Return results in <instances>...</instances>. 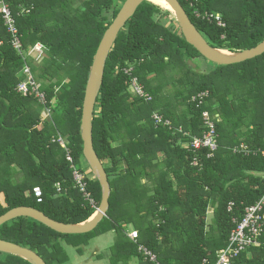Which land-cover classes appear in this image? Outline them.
Returning <instances> with one entry per match:
<instances>
[{
  "label": "trees",
  "instance_id": "trees-1",
  "mask_svg": "<svg viewBox=\"0 0 264 264\" xmlns=\"http://www.w3.org/2000/svg\"><path fill=\"white\" fill-rule=\"evenodd\" d=\"M119 1L85 0L79 9L71 7L72 0H5L24 54L40 44L45 59L38 68L18 55L0 14V216L31 207L56 222L78 225L95 213L74 188L66 152L83 171L78 164L85 162L79 130L84 90ZM178 2L215 49L236 53L264 39V0ZM104 12H111V21ZM161 13L157 5L142 3L118 34L105 64L92 140L111 189L106 216L93 231L80 235L59 234L21 217L0 227V240L35 252L46 264H64V244L82 255L89 241L114 231L109 264H147L139 246L159 264H214L218 251L227 246L232 220H240L245 208L264 195V54L202 74L188 64L202 57L175 33L176 26L157 19ZM217 13L223 28L214 18L202 19ZM25 64L44 102L16 92ZM129 66L132 73L127 76L123 69ZM132 78L150 95V102L129 91ZM165 85L173 88L169 95L174 103L165 100ZM200 92L208 97L198 106L190 99ZM44 110L50 112L49 120H42ZM205 111L214 118L217 136L211 158L207 149L189 147L193 137L207 131ZM154 112L169 120L170 127L156 124ZM58 138L66 139V150ZM90 177L87 192L98 207L100 186ZM33 188L41 189V203ZM127 226L135 230V242L127 237ZM260 242L232 264H264V235ZM0 264L30 263L0 254Z\"/></svg>",
  "mask_w": 264,
  "mask_h": 264
},
{
  "label": "water",
  "instance_id": "water-1",
  "mask_svg": "<svg viewBox=\"0 0 264 264\" xmlns=\"http://www.w3.org/2000/svg\"><path fill=\"white\" fill-rule=\"evenodd\" d=\"M164 1L173 11L177 26L186 43L193 47L208 63L214 66H229L243 63L264 54V39L254 48L236 52L235 54H229L224 50L213 48L191 23L178 0ZM144 2L150 3V0H124L121 4L117 15L104 32L97 47L84 90L79 130L82 141V157L101 190V198L97 210L84 223L67 225L46 217L34 208L17 207L0 216V227L9 221L23 217L33 219L59 234L80 235L93 231L106 216L111 189L107 174L93 147L92 119L99 90L103 83L105 64L109 53L120 31L135 14L137 8ZM188 64L195 68V64L191 61H188ZM0 254L20 257L30 264H46L35 252L2 240H0Z\"/></svg>",
  "mask_w": 264,
  "mask_h": 264
},
{
  "label": "built area",
  "instance_id": "built-area-1",
  "mask_svg": "<svg viewBox=\"0 0 264 264\" xmlns=\"http://www.w3.org/2000/svg\"><path fill=\"white\" fill-rule=\"evenodd\" d=\"M23 12V11H22ZM25 12V10H24ZM0 14L4 20V24L8 27V33L11 35V47L17 52L18 55H23V46L20 39L17 36V30L13 27L14 20L12 14L5 0H0ZM197 18L202 17L200 14H195ZM214 18L218 27L223 28L225 25L220 20V16L216 14H205L202 19L211 21ZM40 44H36L28 50L25 57L30 58L31 53H36L40 55L43 51V47ZM33 60V59H31ZM35 61V60H33ZM21 73L24 76V80L18 83L15 90L18 94L26 97L28 95H34L39 99L40 102H44V94L40 91V85L37 83L36 79L31 73L30 67L25 64L22 68ZM123 73L127 76H130L132 73V66L123 69ZM129 91L135 95L137 98L142 99L144 102L148 103L151 101L150 95H148L140 84L137 82L136 78H132L129 84ZM208 97L207 92H200L196 95H193L190 99L192 103H197L198 106L203 102L205 98ZM152 118L156 124L163 125L165 127H170L169 120L163 119L159 114L153 113ZM216 118V117H215ZM203 125L206 127L205 131L200 137H193L189 142V147L193 150L198 149H207L209 154L207 157H213L214 153L217 151V136L215 133V122L214 118L207 111L202 113ZM179 132H181L179 130ZM186 136V133H183ZM57 143L66 150V143L62 138L57 139ZM242 148H244L242 146ZM236 149H234V152ZM66 161L70 164V169L72 170V180L74 183V188L78 190L80 194L84 197V200L91 206L96 207L94 200L91 198L90 194L87 192V182L86 178L88 174L80 169H77L73 164L72 157L70 152H66ZM264 156V151L261 152ZM194 165L196 163H193ZM88 180L93 178L89 176ZM56 193H61V187L59 184L55 186ZM33 196L36 199L37 203L42 202V191L40 188H33ZM233 204L228 205V211H231ZM232 223L234 225L232 231L230 232L227 246L218 251L217 260L214 264H232L233 260L236 259L242 252L252 248L259 247L261 242L260 238L264 235V195L261 196L253 205L247 206L244 210V214L240 220L233 219ZM132 233H127V237L130 240L135 242V235ZM135 234V233H134ZM138 253L143 256V261L147 264H159L157 262L156 256L148 251L143 246L138 247ZM203 264H207V261L204 260Z\"/></svg>",
  "mask_w": 264,
  "mask_h": 264
},
{
  "label": "rangeland",
  "instance_id": "rangeland-1",
  "mask_svg": "<svg viewBox=\"0 0 264 264\" xmlns=\"http://www.w3.org/2000/svg\"><path fill=\"white\" fill-rule=\"evenodd\" d=\"M84 2H85V0H72L71 7H73V8H76L77 7L79 9H81L80 6ZM123 2H124V0H120L119 3H118V6H121V4ZM216 15L220 16L218 13ZM104 16L107 17V20L108 21H111L112 20L111 12H108V13L107 12H104ZM157 19L158 20L161 19L162 23L165 26H167V27L168 26H171V25L176 26L177 28H176L175 33L176 34H180V30H179V28L177 26V23H176V20L174 18V15H172V14L168 15V14L165 13V10L162 9V13L157 16ZM225 51L227 53H229V54H235V53L229 52L227 50H225ZM30 58L33 59V60H35L34 61V64L37 65V67L39 68V66L41 65L42 61L45 59V53H44V51H42V53L40 55H38L36 53H31ZM191 62L193 63V61H191ZM193 64H195V68L194 69H196L198 67L199 68V71H201L202 74L210 72V70L215 67L214 65H211L210 63H208L207 61H205L202 58H198L195 61V63H193ZM172 90H173V88L171 86L165 85L164 86V89H163V94H164L165 100H169V101H171V102L174 103V101L172 100L173 98H171V96L169 95V93ZM49 113L50 112L48 110H46V111L44 110V112L42 111V114H41L42 120H49L50 119L49 118V115H50ZM39 128H41V127H39ZM63 141H66V139L64 138ZM78 166L84 172H86L87 174H90V176L91 175L93 176V174L90 172V170L87 167V165H86L85 162H81L80 161V163L78 164ZM14 171L17 172V170H14ZM0 199H1V196H0ZM210 218H211V214H209V216H208V222L210 221ZM127 227H126V229H127ZM128 230L131 231V232H128V233H132L131 236L132 235H135L134 234L135 233V230L134 229H132L131 227H128ZM106 237L107 236L104 235V236H101L99 239L96 238V239L92 240L91 242L89 241L90 243L87 245V247L84 248V250H85L84 253L86 254L85 257L91 259L92 256L94 255V252H97L95 250V247H96V249H98L97 248V246H98L99 247V250L101 251L100 253H102V255H104V256L107 255L106 262L109 263V256L107 254V248L108 247H104V242L102 240H100V239L106 238ZM65 251H66V254H67V257H68V261H66L64 264H73L75 262V258H76L77 252H75V250L72 247H65ZM98 253H99V251H98Z\"/></svg>",
  "mask_w": 264,
  "mask_h": 264
},
{
  "label": "crops",
  "instance_id": "crops-1",
  "mask_svg": "<svg viewBox=\"0 0 264 264\" xmlns=\"http://www.w3.org/2000/svg\"><path fill=\"white\" fill-rule=\"evenodd\" d=\"M128 232H131V231L128 230V227H127L126 233H128ZM104 235L107 237L102 238L100 240H102L104 242V247H108L107 248V254L109 256L110 255V248L113 245L114 238H115L114 231H109L107 233L99 235L98 237H95L94 239H96V238L99 239L101 236H104ZM94 239H92V240H94ZM65 247H71V246H66L64 244V249H65ZM85 247H87V246H85ZM72 248L74 249V247H72ZM84 248H83V254L82 255H78V254L76 255L75 262L73 264H109L108 262H106L107 255H105V256L102 255V253H100L101 251L99 250L98 246H97L98 249H96V247H95V250L97 252H94V255L92 256L91 259L85 257L86 254L84 253L85 252ZM98 251H99V253H98ZM75 252H76V250H75ZM129 264H136V261L132 260L131 262H129Z\"/></svg>",
  "mask_w": 264,
  "mask_h": 264
},
{
  "label": "bare ground",
  "instance_id": "bare-ground-1",
  "mask_svg": "<svg viewBox=\"0 0 264 264\" xmlns=\"http://www.w3.org/2000/svg\"><path fill=\"white\" fill-rule=\"evenodd\" d=\"M150 3H153L154 5H157L158 7H160L161 9L168 11L170 14L173 15V11L171 10V8L166 4V2L164 0H150ZM226 53V52H224ZM212 65V64H211Z\"/></svg>",
  "mask_w": 264,
  "mask_h": 264
}]
</instances>
